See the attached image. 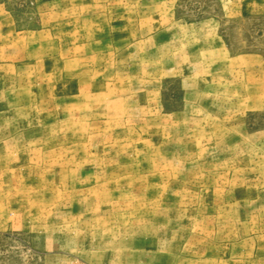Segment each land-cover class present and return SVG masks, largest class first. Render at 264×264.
Instances as JSON below:
<instances>
[{
    "label": "rangeland",
    "instance_id": "1",
    "mask_svg": "<svg viewBox=\"0 0 264 264\" xmlns=\"http://www.w3.org/2000/svg\"><path fill=\"white\" fill-rule=\"evenodd\" d=\"M0 264H264V0H0Z\"/></svg>",
    "mask_w": 264,
    "mask_h": 264
}]
</instances>
